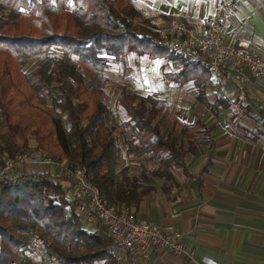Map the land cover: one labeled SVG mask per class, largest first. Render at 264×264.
I'll return each instance as SVG.
<instances>
[{"label":"trees","instance_id":"trees-1","mask_svg":"<svg viewBox=\"0 0 264 264\" xmlns=\"http://www.w3.org/2000/svg\"><path fill=\"white\" fill-rule=\"evenodd\" d=\"M162 38L133 0H0V168L31 151L65 157L68 168L85 167L107 204L130 211L154 188L148 174L168 178L179 167L191 175L177 136L162 130L158 96L120 88L116 99L127 115L121 129L104 97L105 70L135 53L162 57L170 65L164 79H192L207 102L208 61ZM216 103L228 107L222 96ZM261 119L264 126V110ZM121 135L162 172L119 166ZM65 179L21 166L0 180V264H14L34 241L63 264H117L110 234L100 222L88 229L79 220Z\"/></svg>","mask_w":264,"mask_h":264},{"label":"crops","instance_id":"crops-1","mask_svg":"<svg viewBox=\"0 0 264 264\" xmlns=\"http://www.w3.org/2000/svg\"><path fill=\"white\" fill-rule=\"evenodd\" d=\"M216 2L133 0L146 15L175 16L200 30ZM224 42L264 52V0H241L229 12ZM237 80L228 87L244 106L240 120L216 103L221 95L213 84L206 87L207 102L195 94L192 79L167 83L159 91L170 108L164 107L160 115L161 127L177 136L192 174L185 175L181 168L168 178L164 173L148 174L154 188L131 211L167 229L181 230L195 256L158 250L147 259L125 264H198L203 259L264 264V77L250 75L242 89Z\"/></svg>","mask_w":264,"mask_h":264},{"label":"built area","instance_id":"built-area-1","mask_svg":"<svg viewBox=\"0 0 264 264\" xmlns=\"http://www.w3.org/2000/svg\"><path fill=\"white\" fill-rule=\"evenodd\" d=\"M241 0H217L212 14L203 30L197 29L184 19L167 18V30L171 37L164 42L169 48L192 60L206 59L210 76L221 96L228 101L237 120L243 115V107L232 98L228 84L237 80L239 85L250 80V75L264 77V52L248 48L240 43L226 44L227 18ZM247 70L248 73L243 71ZM24 162L40 163L64 169L67 175L68 198L74 203L81 222L93 229L100 222L112 238L110 252L117 264L147 259L151 253L164 250L172 255L193 259L195 250L186 243L183 232L177 228L167 229L158 222L136 216L127 207L121 209L109 205L102 198L98 187L86 176L85 167L68 168V160L52 154H19L6 160L0 168V180ZM198 264H217L208 259Z\"/></svg>","mask_w":264,"mask_h":264},{"label":"rangeland","instance_id":"rangeland-1","mask_svg":"<svg viewBox=\"0 0 264 264\" xmlns=\"http://www.w3.org/2000/svg\"><path fill=\"white\" fill-rule=\"evenodd\" d=\"M140 12L142 13L144 17H148L150 20H152L156 24L157 29L163 35L161 42H164L165 40L171 37V33L167 30V27H166L167 17H161L160 15L156 13L152 15L150 14L146 15L144 14L143 10H140ZM170 17H175V16H168V18ZM175 18H178V17H175ZM163 61L164 59L162 57L151 58L145 54L138 55L135 53H129L125 60V64L114 61V62H111L109 67L105 70L106 81H105V85L103 88L104 97L116 115V120L120 125L119 129L123 127L122 126L123 120L127 117L124 109L118 103L116 99V95L119 92L120 88L122 87H126L129 90L137 91L140 93H148V92L154 93L156 96L159 97L160 103L163 105V107H165V109L169 108V106L168 105L166 106V104L163 102L164 99L160 97L159 91L162 88L166 87L167 83L169 84V83H175V82H171V81L165 82L163 73L166 69H168V67H170V65L168 64L163 65L162 64ZM28 63L29 61L24 65V67H26ZM217 90L219 91L218 88ZM230 96L233 98L232 95ZM239 102L243 107V114H244V106L241 101ZM171 106H172V103H170V107ZM226 109L228 112H232V110L229 107H227ZM242 117L243 115L241 116V118ZM162 130L164 131V129ZM119 140H120V146H121V149L119 152V166L126 164V163L129 164V166L132 167L131 169H129V172L131 173H139L141 170H144V168H147V167H153L155 171L162 172L163 166H160V163L157 160H149L151 161L150 163L148 162L147 159L135 154L132 149L133 147L132 143L130 144V142L128 141L129 139L121 135L119 137ZM33 154L41 155L43 153L35 152V151H31L29 153V155H33ZM22 167L23 168H38V169H40V167L47 168V169L49 168L51 169V171H53V173L59 176H63L64 174L66 175L64 169H61L59 167L51 168L49 165H44L40 163L24 162L22 164ZM176 169L179 171L180 168L173 167V171H176ZM63 181L67 185V179ZM85 226L87 227V225ZM14 264H63V263H60L59 261L49 257L45 249L40 244L34 241L30 245V249L27 252L20 254L16 258Z\"/></svg>","mask_w":264,"mask_h":264}]
</instances>
